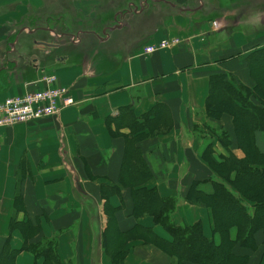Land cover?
Returning a JSON list of instances; mask_svg holds the SVG:
<instances>
[{"label":"crops","instance_id":"obj_1","mask_svg":"<svg viewBox=\"0 0 264 264\" xmlns=\"http://www.w3.org/2000/svg\"><path fill=\"white\" fill-rule=\"evenodd\" d=\"M261 1L0 0V101L42 87L45 73L74 101L0 127V264L10 250V264H178L154 242L171 234L149 210L133 213L143 186L173 199L175 225L197 224L215 245L233 240L231 264H264V228L248 244L233 224L223 238L210 206L186 198L227 185L211 156H244L235 139L218 141L213 131L231 130L232 118H209L207 101L216 77L254 83ZM241 7L251 14L235 19ZM173 37L178 44L143 53ZM254 138L264 152V133ZM137 162L148 176L134 180ZM46 246L50 257L39 253Z\"/></svg>","mask_w":264,"mask_h":264},{"label":"trees","instance_id":"obj_2","mask_svg":"<svg viewBox=\"0 0 264 264\" xmlns=\"http://www.w3.org/2000/svg\"><path fill=\"white\" fill-rule=\"evenodd\" d=\"M261 3L264 5V1ZM250 11L252 10L246 7L236 9L235 19L247 18ZM261 20L264 21V19ZM248 62L254 80L252 85L236 83L223 76L216 77L211 82V94L207 101L206 114L209 118L219 120L223 114H228L232 118L231 130L221 125L216 132L212 130L218 141L228 148L231 139H235L237 146L243 150L244 156L238 159L233 154H229L221 160H214L211 156V153H214L211 142L208 143L204 153L211 156L207 161L219 174L234 172L235 177L230 179L227 173L221 175L223 180L228 182L227 185L221 181L215 182L210 194H193L192 190H188L186 194L187 200H199L210 206L214 214V226L220 230L223 238L229 226L232 224L237 226L236 240L242 244H248L254 232L264 228V152L258 150L254 138L256 131L264 133V47L251 52ZM140 130L142 128H137L135 133ZM126 158L124 157L125 162ZM142 168L145 169L139 162L132 166V179L137 180L148 176L138 175ZM133 194L135 199L133 213L136 215L137 212L149 210L153 221L171 234V241L157 238L154 242L172 254L178 264H231L234 262L235 256L231 253L226 254V250L232 248L233 240L230 241V245H226V240L215 245L204 237L197 224L175 225L170 220L173 199L161 197L153 188L144 186L136 189ZM243 197L254 201L251 212L243 205ZM227 214L229 218H226ZM39 248L40 254L50 257L49 246ZM12 252L13 250H10L9 254L2 256L1 260L5 264H10Z\"/></svg>","mask_w":264,"mask_h":264},{"label":"built area","instance_id":"obj_3","mask_svg":"<svg viewBox=\"0 0 264 264\" xmlns=\"http://www.w3.org/2000/svg\"><path fill=\"white\" fill-rule=\"evenodd\" d=\"M178 43V38H165L144 47L143 53L148 54ZM39 81L43 82L42 87L7 96L0 101V127L55 115L61 108L74 103L68 88L56 84L54 74L45 73L40 76Z\"/></svg>","mask_w":264,"mask_h":264},{"label":"rangeland","instance_id":"obj_4","mask_svg":"<svg viewBox=\"0 0 264 264\" xmlns=\"http://www.w3.org/2000/svg\"><path fill=\"white\" fill-rule=\"evenodd\" d=\"M261 19H264V16H261L260 17ZM226 218H229V215L227 214Z\"/></svg>","mask_w":264,"mask_h":264}]
</instances>
